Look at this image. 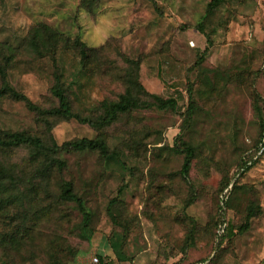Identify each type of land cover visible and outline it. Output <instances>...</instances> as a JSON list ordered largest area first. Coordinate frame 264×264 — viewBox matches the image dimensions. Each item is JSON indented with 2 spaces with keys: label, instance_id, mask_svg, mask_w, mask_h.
Listing matches in <instances>:
<instances>
[{
  "label": "rangeland",
  "instance_id": "rangeland-1",
  "mask_svg": "<svg viewBox=\"0 0 264 264\" xmlns=\"http://www.w3.org/2000/svg\"><path fill=\"white\" fill-rule=\"evenodd\" d=\"M210 1L0 0V66L41 108L57 105V75L72 109L97 115L103 99L124 91L123 56L138 62L148 92L177 100L175 110H132L97 130L53 117L48 128L24 101L0 95V136L24 130L57 144L101 137L107 145L106 154L62 150L64 168L44 173L27 148L0 149V264H92L101 246L108 264H264V149L253 103L254 93L264 100V0L208 10ZM76 38L93 48L83 64ZM189 85L197 108L187 128ZM181 140L194 148L188 180ZM243 160H252L246 171ZM61 179L91 212L90 239L78 235L74 204L58 198ZM120 186L114 223L107 207ZM250 204L259 210L239 233ZM227 224L232 236L223 235Z\"/></svg>",
  "mask_w": 264,
  "mask_h": 264
},
{
  "label": "trees",
  "instance_id": "trees-1",
  "mask_svg": "<svg viewBox=\"0 0 264 264\" xmlns=\"http://www.w3.org/2000/svg\"><path fill=\"white\" fill-rule=\"evenodd\" d=\"M99 0H80V3L85 8H92L94 3ZM155 4L154 0H149ZM221 0H211L208 4V10H211L219 5ZM75 46L80 55V62L83 64L91 55L93 48H88L85 42L81 41L79 38L74 40ZM211 44L208 41V45ZM207 51L205 48L203 54ZM203 54L197 59L196 63H200L203 59ZM125 66L122 68L119 74V80L124 84V91L119 95L116 100L103 99L99 105V112L95 116L82 115L72 109L69 96L67 94V89L61 84L59 76L56 75L54 84L51 87V94L57 100L56 106H51L48 108H41L40 106L33 103L24 94L17 91L7 80L6 73L4 69L0 66V76L2 80V86L0 87V95H7L16 100L24 101L27 108L34 112L39 120H42L49 128L48 118H62L66 120H75L82 124H87L97 130H101L107 126H110L118 120V118L132 110L137 109H147L150 107H157L159 109H172L177 108V100L172 97L162 98L157 94L148 92L144 86L139 81L138 75V62L131 60L126 56L122 57ZM188 91V105L185 111L184 126L187 128L191 126L193 114L197 108L194 100L191 85L187 88ZM254 109L260 114V127H261V138L260 144L264 149V120L261 118V107L260 102L264 105V100L260 98L257 93H254ZM24 147L28 149V159L31 161H37L42 158V165L40 171L42 173L48 172L51 167L57 168L61 171L65 166V161L61 159L58 154L62 150H97L102 154L107 153V145L103 138H80L65 141L61 144H57L56 141L49 135L48 139H43L38 135H31L24 130L20 131H5L3 135L0 136V149H16ZM176 151L183 152L184 158L182 166L180 168V175L183 179L188 180L189 170L191 166V160L194 154V148L184 140L180 141V147L175 148ZM252 160H243L241 162V171H246L251 167ZM3 171L0 167V176H2ZM230 184L229 180H226L222 186L221 191L228 187ZM234 187V185L232 186ZM124 186H120L117 190V194L114 198L109 201L107 212L110 215L112 221L116 223V217L112 212V206L118 201V197L121 195ZM227 197V195H226ZM58 198L65 202L73 203L75 208L80 212L82 219L78 227V235L82 239H90L93 232L90 229L91 223V212L88 210L84 199L74 192L73 185L70 180L61 179L60 192ZM228 207L227 198H222V204L219 208L225 209ZM259 210L258 206L250 204L247 207V213L245 216V221L238 227V232L242 233L246 231L250 226V221L252 217ZM223 222V219L220 223ZM223 235L232 236L235 232L231 224H227L223 228ZM92 264H108V260L101 254H96L95 260Z\"/></svg>",
  "mask_w": 264,
  "mask_h": 264
},
{
  "label": "crops",
  "instance_id": "crops-1",
  "mask_svg": "<svg viewBox=\"0 0 264 264\" xmlns=\"http://www.w3.org/2000/svg\"><path fill=\"white\" fill-rule=\"evenodd\" d=\"M95 251H96V253L97 254H101V255H103L104 254V251H105V248L104 247H96V249H95Z\"/></svg>",
  "mask_w": 264,
  "mask_h": 264
}]
</instances>
